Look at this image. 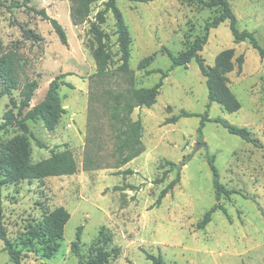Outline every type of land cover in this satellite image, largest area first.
I'll return each mask as SVG.
<instances>
[{
	"label": "rangeland",
	"instance_id": "1",
	"mask_svg": "<svg viewBox=\"0 0 264 264\" xmlns=\"http://www.w3.org/2000/svg\"><path fill=\"white\" fill-rule=\"evenodd\" d=\"M106 1L93 2L89 17L75 23L73 0H30L27 4L25 0H0V56L16 53L19 87L27 80H38L31 107L45 97L57 75L72 73L63 79L74 85L59 89L65 113L55 130H47L41 119L27 120L30 133L16 124L0 128V147L13 138L28 137L34 163L48 158L52 150L66 148L72 150L78 163V172L73 175L27 178L4 187V224L8 236L23 250V263L78 264L71 243L83 226L84 254L103 227L112 237L110 247L121 248L120 255L108 264H153L148 253L162 255L164 264H264V146L247 142L213 120L205 122L202 139L198 131L208 109L210 118L248 127L264 145V58L249 40L234 42L228 21L210 29L201 52L208 65L213 66L217 54L231 47L235 48V58L241 54L245 57L241 72L236 63L228 73V84L242 107L228 112L217 102H210L206 77L196 59L188 67H173L169 54L177 56L196 37L204 35L206 23L216 11L197 1L117 0L132 36L130 67L135 74L131 83L116 71L121 53L116 19L111 10H105ZM230 3L238 28L255 32L264 46V0ZM28 7L44 8L58 19L69 44L60 41L49 20ZM101 11H105L103 22L98 17ZM94 22L111 55L110 72L102 77L95 74L97 64L92 54L98 45ZM23 27L42 39L28 38ZM148 56L152 57L150 65L140 69V61ZM147 69H162L169 75L157 102L152 107H136L131 114L132 120L140 118L144 125L145 151L121 165L117 134L125 126L113 118L116 95L122 93L124 103L131 85L152 87L159 82L162 73L148 75ZM13 95L19 103L20 91L13 90ZM9 102L8 95L0 98V125ZM116 111L124 117L121 108ZM183 111L196 115L165 123L167 117ZM37 140L45 146L40 147ZM202 141L207 145L194 153ZM212 154L216 155L221 182L237 192L219 201L227 213L216 210L207 226L198 228L206 212L218 202L207 158ZM128 168L134 172L124 173ZM165 170L164 181L156 183ZM178 176L179 183L157 205L162 189ZM59 206H64L71 217L63 238L52 243L54 251L49 257L42 245L28 240L27 229ZM0 264H13L1 238Z\"/></svg>",
	"mask_w": 264,
	"mask_h": 264
},
{
	"label": "trees",
	"instance_id": "2",
	"mask_svg": "<svg viewBox=\"0 0 264 264\" xmlns=\"http://www.w3.org/2000/svg\"><path fill=\"white\" fill-rule=\"evenodd\" d=\"M29 1L30 0H25V4ZM95 1L96 0H73V21L75 23H80L87 19L91 12V5ZM135 1L145 2L147 0ZM188 1H197L205 8L214 9L216 11V15L213 19L206 23L205 34L196 37L188 45L186 50L180 52L177 56H173L167 50L173 59V67H188L189 63L193 59H196L202 74L206 77L210 102H217L228 112L239 111L242 104L228 84V73L235 69L236 63H238V70L241 72L245 57L241 54L235 58V48L231 47L224 49L217 54L215 64L213 66L208 65L202 57L201 52L208 41L209 31L211 28H216L221 23L228 21L235 43H241L245 40H249L253 47L258 50L262 58H264V46L259 44L255 32L247 29L240 30L238 28V18L231 6L230 0ZM105 4V10H111L116 19L117 42L121 53V63L116 68V71L128 77L132 83L135 73L130 67V59L132 57V36L130 29L125 22L122 11L117 5V0H107ZM28 8L39 13L44 19L49 20L55 32L59 36L60 41L64 45L69 44L67 32L58 19L51 17L44 8L40 10L33 7ZM104 14L105 11L99 12L98 17L101 20L100 22L104 21ZM98 27L99 25L94 22L92 28L93 30L94 28L97 30L94 32L97 36L98 45L92 49V54L97 64V71L95 74L102 77L110 72L111 55L103 41L102 32L98 29ZM23 32L28 38H33L38 41L42 39L39 34L35 33L30 28L23 27ZM15 59V52H8L0 56V98L4 95H8L10 97L8 108L3 116L4 121L0 125V128L3 129L6 126L16 124L24 132L30 133L27 120L41 119L47 130H55L60 122L62 114L65 113L59 89L62 85L74 87L72 83L63 79L68 75H72V73H61L57 75L49 83L45 97L31 107V101L35 90L39 86V82L37 79L27 80L23 87H19V81L14 67ZM151 60V56L143 58L139 63V68L146 69L150 65ZM146 72L148 75L153 72H161L162 77L160 81L152 87L136 88L133 85L128 87L126 92L129 98L124 103H121L122 93L116 95L113 118L119 119L125 126V128L117 134V152L121 155V160L119 161L121 165L127 164L145 151L142 141L144 125L140 118L132 120L130 117L131 114L136 107H152L157 102V97L164 84V79L169 75V71H164L162 69H147ZM16 89L20 91L21 98L19 103L13 95V90ZM208 107H210V104ZM26 108L28 109L25 111ZM119 108L125 112L123 118H120L119 112L116 111ZM15 109H18V111L15 112ZM193 115L196 114L189 111H183L179 115L167 117L165 123H174L182 116ZM207 120H213L222 124L230 133L240 136L242 139L254 144L257 147L264 146L260 139L255 136V134L248 127L237 126L229 122L227 119L220 117L210 118L208 109L203 115L201 125L198 129L201 139L203 137V126ZM37 144L40 147L45 146L39 140H37ZM31 154V143L25 135L13 138L5 146L0 147V238L4 241V249L8 252L10 261L13 264H24V256L22 248H18L8 236V231L4 224V187L9 183H14L22 179H40L50 176L73 175L78 172V163L75 159L74 153L69 148L61 151L52 150L51 155L48 158L35 163L31 161ZM207 158L214 174L213 182L218 202L206 212L204 218L198 223V228H205L212 220V214L216 210L221 209L227 213L226 208L219 201L222 197H230L232 194L237 192L235 189H229L221 182L220 172L215 164L216 155H207ZM123 172L130 174L134 171L128 168ZM167 173L168 171L165 170L163 176L155 182H163ZM179 181L180 176L170 181V183L162 189L155 203L160 205L162 198H164L169 192H172ZM118 189L124 188L118 187ZM70 217V212L64 206H59L52 212L45 215L43 220L29 226L27 229L28 240L33 243H39L43 246L45 252H47V256H52L54 251V245L52 243H55L63 238L65 226ZM82 232L83 226H80L77 232V239L71 243V251L79 257L78 264H108L111 259L120 255V247H110L112 237L106 232L104 227L100 230V234L96 242L89 247L88 253L84 254L81 247ZM147 257L153 260V264H164L162 255L156 256L148 253Z\"/></svg>",
	"mask_w": 264,
	"mask_h": 264
},
{
	"label": "water",
	"instance_id": "3",
	"mask_svg": "<svg viewBox=\"0 0 264 264\" xmlns=\"http://www.w3.org/2000/svg\"><path fill=\"white\" fill-rule=\"evenodd\" d=\"M206 145H207V143L204 142V141L199 142V143L197 144L196 148L194 149V153H196L201 147L206 146ZM179 167H180V165H179Z\"/></svg>",
	"mask_w": 264,
	"mask_h": 264
}]
</instances>
